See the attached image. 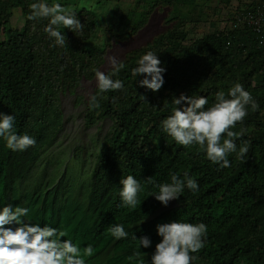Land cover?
Returning a JSON list of instances; mask_svg holds the SVG:
<instances>
[{"label": "trees", "instance_id": "1", "mask_svg": "<svg viewBox=\"0 0 264 264\" xmlns=\"http://www.w3.org/2000/svg\"><path fill=\"white\" fill-rule=\"evenodd\" d=\"M195 1L170 0L169 3L185 6ZM262 1L254 0L246 8H237L234 25L237 26L242 12ZM34 2L37 0H0V113L14 115L15 134H26L36 140L34 146L24 151H12L6 139L0 137V183L5 189L28 171L38 149L50 144L51 137L60 129L59 93L73 91L78 86L83 76L78 65L90 60L95 72L103 60V54L89 45L98 27L96 12L86 7L71 9L77 16L87 17L80 20L82 31L72 32L60 26L65 37L64 45L60 46L44 31L48 18L28 19L29 5ZM45 2L52 4L49 0ZM13 8H21L25 17L20 29L10 26ZM186 37L177 38L170 30L139 52H155L162 64L167 53L177 52L176 61L166 62L169 68L159 92H152L139 83L131 88L130 83L144 77L129 73L133 66L130 62L119 70L126 72L119 79L124 82V89L109 90L104 97L97 98L98 114L91 115L88 122L110 117L112 130L96 159L91 187L83 190L82 197L95 205L107 204L118 211L122 220L127 219V210L131 208L119 202L120 180L132 175L142 186L138 215L149 216L161 205L153 196L159 192L158 185L171 183L172 174L183 179V174L188 172L198 182L199 190L193 192L185 186L176 205L162 211L159 220L207 225L206 245L192 254L196 257L192 264H264V37L260 39L247 25L215 31L184 44ZM65 51L76 60L72 62L63 57ZM140 54L133 51V59ZM116 77L113 70L111 78L116 80ZM237 82L251 93L259 109L253 112L249 106L243 123L232 129L243 130V135L235 140L237 152L227 157L230 168L213 164L199 145L184 147L164 132L162 121L177 107L173 101L181 93L205 96L209 100L206 107H210L218 91L227 95ZM166 92H172L168 104L162 102ZM225 138L226 135L222 139ZM244 141L249 144V152L240 159L237 153ZM140 144H152V147L146 150ZM76 148L74 154L79 157ZM148 177L152 183L147 182ZM29 201L32 206L37 205L36 198ZM90 218L98 224L97 213ZM67 224L77 242L74 227L78 229V224L74 227L68 221Z\"/></svg>", "mask_w": 264, "mask_h": 264}, {"label": "clouds", "instance_id": "2", "mask_svg": "<svg viewBox=\"0 0 264 264\" xmlns=\"http://www.w3.org/2000/svg\"><path fill=\"white\" fill-rule=\"evenodd\" d=\"M29 8V20L49 19L44 31L50 38H55L56 45L65 43L60 26L72 32L83 29L77 14L60 3L37 0ZM110 59L116 72L124 67L123 63L117 66L115 58ZM161 65L162 61L155 52L148 51L132 69V74L143 75L144 78L138 81L141 87L159 92L165 84L164 73L167 71ZM95 75L100 93L124 89V82L119 79L113 80L99 70ZM173 103L177 107L162 121L164 132L184 147L199 145L213 164L230 168L227 157L237 152L235 140L243 135V130L236 132L232 129L243 123L249 114V106L253 112L259 109L251 93L237 82L227 95L218 91L210 107H206L209 104L207 97H191L183 93ZM90 107H100L95 95L91 97ZM14 120V115L0 113V137L6 139L7 147L12 151H24L34 146V138L15 134ZM225 135L227 138L222 139ZM53 140L54 136L50 144ZM50 144L38 149L28 171L14 179L9 189L0 183V264H192L196 259L192 254L204 249L208 233L205 223L159 220L162 211L174 207L163 208V205L166 207L170 201L179 200L185 186L193 192L199 190L198 182L188 172L183 174V179L172 174L171 183L158 185L159 192L153 196L161 205L157 204L158 207L144 217L138 215L141 184L132 175L121 179L119 202L131 208L127 210V219L122 220L116 209L107 204L95 205L89 198L82 197L83 190L91 187L92 171L103 146L90 172L83 174L78 164L69 163L61 176L58 173L51 177L46 169L33 170L36 162L46 158ZM77 147L76 152L83 149L81 145ZM75 148L72 151L74 156ZM248 152L249 144L244 141L239 147L238 158L243 159ZM76 158V161L83 162L80 156ZM61 159H50L48 165L54 167V163ZM61 166L59 164V171ZM73 168L81 171L75 187L66 178L67 174L74 176V170L68 173ZM147 182L152 183L151 177ZM29 198H36L37 205L32 206ZM95 213L98 214V224L90 218ZM67 221L73 227L78 224V229L74 227L78 243L73 239V230Z\"/></svg>", "mask_w": 264, "mask_h": 264}, {"label": "rangeland", "instance_id": "3", "mask_svg": "<svg viewBox=\"0 0 264 264\" xmlns=\"http://www.w3.org/2000/svg\"><path fill=\"white\" fill-rule=\"evenodd\" d=\"M60 3L65 7L80 10L88 8L98 14V27L95 34L89 39V45L103 54V60L97 66V70L111 76L115 70L110 58H115L117 66L120 63H132L129 70L138 66V61L146 51L139 53L147 45L152 44L157 37L168 33L170 30L177 35L187 36L183 43L205 37L212 32L229 31L241 28L243 25H234V12L236 9L246 8L254 0H196L192 5H181L169 3L170 0H49L51 3ZM81 5H85L81 7ZM10 26L13 29H20L25 23V17L21 8H13ZM80 20L86 19L87 15L77 16ZM233 25V26H232ZM169 44V43H168ZM189 44V43H188ZM180 47L179 49H181ZM137 51L140 54L137 59H133L132 53ZM178 51V49H177ZM185 49H182L184 52ZM177 52L172 51L164 56L161 65L169 68L166 62L176 61ZM74 62L76 58L69 55L66 51L62 55ZM88 60V59H85ZM90 60L81 62L78 67L83 76L78 86L73 91L59 93L58 109L62 113V126L54 134V140L48 145L46 158H41L33 167V170L40 172L44 169L50 176H61L69 163L78 164L83 174L90 172L96 159L98 151L102 148L104 140L112 126L110 117L101 118L95 123H89L90 116L97 115L95 108L90 107V100L93 95L96 98L104 97L107 92L100 93L97 84L96 71ZM131 62V63H130ZM116 72V71H115ZM126 72H116L117 79H123ZM131 88L137 87L138 82L130 83ZM129 84L127 89H129ZM172 93V92H171ZM166 92L162 96V102L168 104L172 99V94ZM144 130L141 129L140 133ZM151 136L148 138V140ZM81 145L80 160L76 161L73 149ZM143 145V144H142ZM144 148L150 149L152 144H144ZM78 151V150H77ZM48 158V159H47ZM62 158L52 165L48 161ZM64 159V163H63ZM59 164H62L59 171ZM74 172V176L67 174V180L77 184V177L81 171L79 168L70 169L68 173ZM51 171V172H50ZM48 175V174H47ZM176 205V200L170 201V208Z\"/></svg>", "mask_w": 264, "mask_h": 264}, {"label": "built area", "instance_id": "4", "mask_svg": "<svg viewBox=\"0 0 264 264\" xmlns=\"http://www.w3.org/2000/svg\"><path fill=\"white\" fill-rule=\"evenodd\" d=\"M240 13V11H239ZM238 23L252 28L260 39L264 37V1L239 15Z\"/></svg>", "mask_w": 264, "mask_h": 264}]
</instances>
